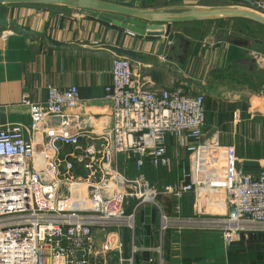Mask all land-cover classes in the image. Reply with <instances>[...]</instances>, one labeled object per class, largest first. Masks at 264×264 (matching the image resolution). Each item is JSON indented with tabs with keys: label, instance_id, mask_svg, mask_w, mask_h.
I'll return each mask as SVG.
<instances>
[{
	"label": "built area",
	"instance_id": "obj_1",
	"mask_svg": "<svg viewBox=\"0 0 264 264\" xmlns=\"http://www.w3.org/2000/svg\"><path fill=\"white\" fill-rule=\"evenodd\" d=\"M135 70L129 58L113 56L104 87L111 126L96 135L98 148L77 145L92 120L66 111L79 102L75 86H47L40 104L23 95L28 125L0 127V264H134L137 249L132 242L125 255L121 232L133 235L143 204L160 211L161 235L213 232L231 246L240 235L264 234V169L245 173L234 146L204 139L202 93L154 87ZM171 140L186 155L182 178L162 193L146 190L143 168H170ZM62 146L74 148L67 160ZM188 194L197 210L183 217ZM160 195L175 202L170 215ZM202 198L220 200L225 213H199Z\"/></svg>",
	"mask_w": 264,
	"mask_h": 264
},
{
	"label": "crops",
	"instance_id": "obj_2",
	"mask_svg": "<svg viewBox=\"0 0 264 264\" xmlns=\"http://www.w3.org/2000/svg\"><path fill=\"white\" fill-rule=\"evenodd\" d=\"M101 1L171 14L216 8L249 10L264 17V0H252L256 9L226 0H138L135 4ZM39 7L0 5V127L28 125L29 112L20 105L23 95L40 104L46 99L47 86L58 90L75 86L79 102L66 111L92 120L77 145L82 149L91 145L98 148L101 141L96 135L111 126L110 102L104 87L110 83L111 60L116 55L129 58L140 79L154 87H184L202 93L204 139L234 146L238 166L245 173L264 169V27L238 18L173 23L165 26L164 35L149 41L78 10L60 8L59 12H50L49 7ZM237 21L255 25L260 31L256 35L239 29L231 32L228 27L226 33L221 31ZM219 24L228 25L219 28ZM169 34L181 35L187 47L168 44ZM73 150L72 146H62L60 158L67 160ZM168 153L170 169L145 165L142 171L147 185L150 175H154V191L159 193L182 178L181 168H174L186 155L172 140ZM165 174L169 179H163ZM193 198L188 194L181 200L182 216L196 213ZM157 202L164 214H171L175 202L170 197L160 195ZM203 211L214 212L207 205ZM159 224L158 208L143 204L135 213L133 235L122 232L125 255H130L132 242L137 249L134 264H159L160 258L162 264H208L206 258L212 248L208 240L214 239V251L221 256L216 257L219 264H264V234L240 235L234 245L227 246L219 233L167 231L161 235ZM160 246L161 255L157 252Z\"/></svg>",
	"mask_w": 264,
	"mask_h": 264
},
{
	"label": "water",
	"instance_id": "obj_3",
	"mask_svg": "<svg viewBox=\"0 0 264 264\" xmlns=\"http://www.w3.org/2000/svg\"><path fill=\"white\" fill-rule=\"evenodd\" d=\"M235 4H243L252 9L257 4L252 0H226ZM6 6H42L49 8H65L81 11L84 15L99 21L115 25L149 41H154L165 34L166 25L173 23H189L215 19H244L264 27V17L249 10L231 9H186L177 14L164 11H150L124 7L101 0H0ZM169 44L187 42L179 34L167 36ZM185 52V50H184Z\"/></svg>",
	"mask_w": 264,
	"mask_h": 264
},
{
	"label": "rangeland",
	"instance_id": "obj_4",
	"mask_svg": "<svg viewBox=\"0 0 264 264\" xmlns=\"http://www.w3.org/2000/svg\"><path fill=\"white\" fill-rule=\"evenodd\" d=\"M111 1H116V2H121V3H124V4H135L136 2H138V0H111ZM30 7V6H29ZM33 7V6H32ZM40 9H45V8H47V7H44V8H42V6H40L39 7ZM34 9H35V7H34ZM51 9H53V10H51ZM60 8H47V10H49L50 12H54V11H57V12H59L58 10H59ZM224 25H228V24H224ZM224 25H221V24H219L218 25V27L219 28H221V27H223ZM225 27H228V28H230L231 29V32H235L236 30H244L245 32H247V33H250V34H252V35H256L258 32L257 31H260L258 28H257V26H255V25H252V24H250V23H247V22H236V23H232V24H229V26H224L223 28H221V31L223 32V33H226L225 32ZM251 29H254V30H251ZM224 30V31H223ZM236 34V33H235ZM218 36H222V34H219ZM180 164V163H179ZM178 165V164H177ZM170 167H171V165H170ZM62 169H63V166L61 167ZM176 168H180V166H176L175 168H174V170L176 169ZM170 169V168H169ZM131 170H132V172H131ZM136 173L134 172V170L131 168L130 169V175H135ZM171 174L172 173H170V175L169 176H171ZM164 178H166V179H169V177H168V175L167 174H165L164 175V177H163V179ZM149 179H150V181H149V183H148V185H147V183H146V190H149V191H154L155 190V188L157 187V184L155 183V181H154V175L153 174H151L150 175V177H149ZM170 181H172V180H170ZM207 191H204V192H202V193H206ZM209 194H210V196H211V198L212 199H217V197L216 198H213L212 196H214V195H218V194H213L212 195V193L211 192H208ZM223 199V198H222ZM202 202H204V204H202ZM205 205H207V206H209V207H213V210H214V212L213 213H211V214H222V213H225V211H226V209L225 210H222L221 212L219 211V209L220 208H222V209H224V206H223V203L219 200V201H214V202H209V200L207 199V198H202V200H201V212H199V213H201V214H206L204 211H203V208L205 207ZM209 214V213H208ZM190 216H193V215H190ZM184 217V216H183ZM121 235L123 236V234H122V232H121ZM121 235H120V237H121ZM208 242L211 244L212 243V248H209L210 249V252L208 253L209 254V256H207V258H206V260L208 261V264H209V262H215L216 264H219V262L220 261H218L217 262V258L216 257H221L219 254H218V252H216V251H214V249L217 247V241L214 239V240H208ZM234 245V244H233ZM124 247H125V245H124ZM176 247V246H175ZM209 247H210V245H209ZM124 251H126L125 250V248H124ZM162 251V250H161ZM182 252V251H181ZM212 257H213V259H212ZM221 259V258H220ZM205 264H207V263H205ZM214 264V263H213Z\"/></svg>",
	"mask_w": 264,
	"mask_h": 264
},
{
	"label": "trees",
	"instance_id": "obj_5",
	"mask_svg": "<svg viewBox=\"0 0 264 264\" xmlns=\"http://www.w3.org/2000/svg\"><path fill=\"white\" fill-rule=\"evenodd\" d=\"M24 6H27V5H24Z\"/></svg>",
	"mask_w": 264,
	"mask_h": 264
},
{
	"label": "bare ground",
	"instance_id": "obj_6",
	"mask_svg": "<svg viewBox=\"0 0 264 264\" xmlns=\"http://www.w3.org/2000/svg\"><path fill=\"white\" fill-rule=\"evenodd\" d=\"M131 61V60H130Z\"/></svg>",
	"mask_w": 264,
	"mask_h": 264
}]
</instances>
